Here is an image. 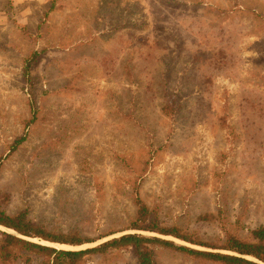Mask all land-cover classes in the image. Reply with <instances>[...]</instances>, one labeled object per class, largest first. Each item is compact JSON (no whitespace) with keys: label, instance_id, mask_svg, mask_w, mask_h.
<instances>
[{"label":"rangeland","instance_id":"1","mask_svg":"<svg viewBox=\"0 0 264 264\" xmlns=\"http://www.w3.org/2000/svg\"><path fill=\"white\" fill-rule=\"evenodd\" d=\"M137 198L145 224L195 243L128 229ZM0 208L94 239L28 238L57 249L139 233L238 255L208 245L264 225V0H0ZM83 264L137 258L110 248Z\"/></svg>","mask_w":264,"mask_h":264},{"label":"trees","instance_id":"2","mask_svg":"<svg viewBox=\"0 0 264 264\" xmlns=\"http://www.w3.org/2000/svg\"><path fill=\"white\" fill-rule=\"evenodd\" d=\"M25 68L28 69V64ZM22 140L23 138L17 141V144ZM135 202L138 205L137 213L128 229L154 231L195 243L188 236L179 234L176 228L161 227L151 221H149L150 224H145L150 212L147 211V208L138 198ZM52 221L31 218L27 211H18L11 214L0 208V225L16 232V234L5 231L0 232V263L29 264L33 257H36L41 261V264H83L89 254L104 253L110 248L132 247L137 258V264H153L154 245L170 247L220 264H258L242 257V255L252 256L264 262V225L250 230L249 236L245 238H242L229 228L223 227L224 236L222 242L208 245L211 248L228 250L238 254L234 255L197 250L177 245L171 240L139 233L122 234L97 246L79 250L57 249L28 239L36 237L48 242L74 246L94 241V239L85 236L82 229L76 224L63 226Z\"/></svg>","mask_w":264,"mask_h":264}]
</instances>
